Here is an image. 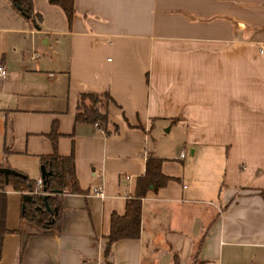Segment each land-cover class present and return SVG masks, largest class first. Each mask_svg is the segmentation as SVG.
Masks as SVG:
<instances>
[{
  "label": "crops",
  "instance_id": "crops-1",
  "mask_svg": "<svg viewBox=\"0 0 264 264\" xmlns=\"http://www.w3.org/2000/svg\"><path fill=\"white\" fill-rule=\"evenodd\" d=\"M32 5L39 28L0 0V166L41 179L55 123L83 192L61 196L57 232L24 219L8 186L0 264H188L201 238L203 264H264V0H74L71 24ZM104 92L109 134L75 119L80 94ZM150 153L172 179L106 257Z\"/></svg>",
  "mask_w": 264,
  "mask_h": 264
},
{
  "label": "trees",
  "instance_id": "trees-1",
  "mask_svg": "<svg viewBox=\"0 0 264 264\" xmlns=\"http://www.w3.org/2000/svg\"><path fill=\"white\" fill-rule=\"evenodd\" d=\"M11 4L24 15L31 23L32 27L39 28L41 21L40 14L33 9L32 0H9ZM50 4L59 6L64 12L66 19L71 24L75 14L74 0H48ZM17 4L19 8L15 6ZM113 102L109 93H82L78 97L75 119L79 122L97 124L104 128L108 125L111 131L116 132L117 126L110 124L108 118V106ZM53 153L41 156V165L50 174L42 180L41 194L31 195L29 192L35 190L36 181L28 178L27 175L18 171L22 176L9 175L7 179L0 173V257L4 235L10 230L6 227V194L8 186L12 189L21 191L23 195H29L30 199L22 200L21 216L36 224L40 228L54 229L57 232L61 227L62 202L61 196L66 192H83L75 174L74 155L64 156L57 152V139L59 134L55 123L48 134ZM162 158L153 154H148L145 160L144 173L137 179L134 194L126 200L123 214L116 212L110 217V230L106 235L104 255L107 257L112 249L114 242L120 239L139 238L141 232V211L142 199L150 190L157 191L166 185L172 177L165 175L161 170ZM203 238H201L188 264H203L198 259V252ZM173 264H178V256L174 253Z\"/></svg>",
  "mask_w": 264,
  "mask_h": 264
},
{
  "label": "water",
  "instance_id": "water-1",
  "mask_svg": "<svg viewBox=\"0 0 264 264\" xmlns=\"http://www.w3.org/2000/svg\"><path fill=\"white\" fill-rule=\"evenodd\" d=\"M15 6L19 8L17 4H15ZM40 171H41V180H44L50 174V171L46 170V168L43 165H40ZM0 173L3 174L5 179H7L9 175L22 176V174L19 173L17 170L2 166H0ZM23 199H30V196L25 194L23 195Z\"/></svg>",
  "mask_w": 264,
  "mask_h": 264
},
{
  "label": "built area",
  "instance_id": "built-area-1",
  "mask_svg": "<svg viewBox=\"0 0 264 264\" xmlns=\"http://www.w3.org/2000/svg\"><path fill=\"white\" fill-rule=\"evenodd\" d=\"M7 74V70L6 68L4 67V65H2L0 63V79L4 78ZM181 157H183V154H181ZM41 187H42V180L41 179H38L36 181V188L35 190L29 192V194L31 195H35V196H38L41 194ZM93 192L99 196H103V191H102V188L101 187H96V188H93Z\"/></svg>",
  "mask_w": 264,
  "mask_h": 264
},
{
  "label": "rangeland",
  "instance_id": "rangeland-1",
  "mask_svg": "<svg viewBox=\"0 0 264 264\" xmlns=\"http://www.w3.org/2000/svg\"><path fill=\"white\" fill-rule=\"evenodd\" d=\"M163 134L164 143L174 144L179 139V135L174 131H165Z\"/></svg>",
  "mask_w": 264,
  "mask_h": 264
}]
</instances>
